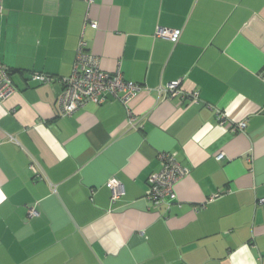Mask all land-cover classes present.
Returning <instances> with one entry per match:
<instances>
[{
  "label": "crops",
  "instance_id": "1",
  "mask_svg": "<svg viewBox=\"0 0 264 264\" xmlns=\"http://www.w3.org/2000/svg\"><path fill=\"white\" fill-rule=\"evenodd\" d=\"M0 3L16 88L0 102V264H264V0ZM82 32L103 71L151 89L183 79L200 103L142 92L133 127L112 97L63 117L61 85L32 74L69 77ZM164 154L189 174L154 208Z\"/></svg>",
  "mask_w": 264,
  "mask_h": 264
},
{
  "label": "built area",
  "instance_id": "2",
  "mask_svg": "<svg viewBox=\"0 0 264 264\" xmlns=\"http://www.w3.org/2000/svg\"><path fill=\"white\" fill-rule=\"evenodd\" d=\"M97 0H84L88 9H91ZM3 7L0 3V14ZM93 29H98V23L90 19L88 14L85 19ZM181 30H170L158 27L154 37L156 39H167L172 43H178L181 37ZM32 80L42 84H52L57 82L62 87V91L57 99L58 106L63 117H68L81 110L89 103L102 106L108 101V97L120 101L127 109L128 122L127 126L133 127L135 116L131 108L133 100L142 92L151 94L153 91L157 93L158 99L166 101L176 97L189 98L194 103H200L199 92H186L182 89L183 79L172 81L165 85H160L156 89L146 88L132 81L126 80L122 75L120 66L114 73L103 71L99 59L88 49V44L84 38V32L80 36L76 49V56L72 67V73L69 77L56 78L45 73H33ZM16 91L11 78L10 70L6 65L0 62V102H4L11 98ZM245 124L239 125L244 129ZM11 141L13 137H9ZM224 152L217 154L216 159L223 161ZM161 170L154 174L151 178V185L146 194V199L154 208H159L167 204V200H177L176 187L179 182L184 179L189 170L182 167L175 160V156H161ZM32 170L36 173V168L32 165ZM111 190L112 202L118 201L125 195L122 182L118 177H112L108 183ZM220 195L216 194L209 201H214ZM258 204H264V198L258 201ZM30 215L36 216L35 209L30 210Z\"/></svg>",
  "mask_w": 264,
  "mask_h": 264
}]
</instances>
